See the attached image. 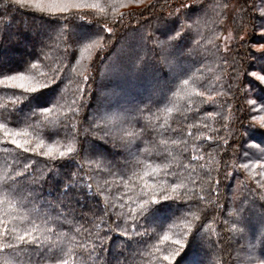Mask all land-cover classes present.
Segmentation results:
<instances>
[{"label":"trees","instance_id":"obj_1","mask_svg":"<svg viewBox=\"0 0 264 264\" xmlns=\"http://www.w3.org/2000/svg\"><path fill=\"white\" fill-rule=\"evenodd\" d=\"M139 1L78 0L55 15L0 7V264H167L171 241L199 224L204 247L186 248L178 264L264 258V85L245 74L264 67V0ZM173 29L183 38L169 41ZM20 75L58 87L26 103L21 81L6 80ZM101 95L114 108L96 110ZM46 101L50 112L32 108ZM78 132L80 155L60 158ZM161 186L181 199L138 216L143 193Z\"/></svg>","mask_w":264,"mask_h":264},{"label":"snow or ice","instance_id":"obj_2","mask_svg":"<svg viewBox=\"0 0 264 264\" xmlns=\"http://www.w3.org/2000/svg\"><path fill=\"white\" fill-rule=\"evenodd\" d=\"M9 5H14L17 8H29L30 7V8H34L40 12L51 14V15H55L57 13L68 14V13H70L71 9L82 7L81 4L74 3L73 0H51V2H49L47 4L40 3L39 0H4V5H2L0 7H4L5 9H7V7ZM262 15H264V14H262ZM79 18L82 20L83 15H81ZM65 23H67V20L65 21ZM260 27L262 29H264V24H261ZM62 31H65V30L62 29ZM105 31H110V29H105ZM173 31L176 32V35L175 36L169 35V41L176 40L177 38H179V39L183 38V35L178 30L173 29ZM260 37H261V39H264V31H261ZM229 38H231V37H229ZM82 39H88V37H83ZM149 39H151V37H149ZM169 41H165V42L157 41L156 46L161 47L163 43H167ZM94 43L98 44V42H94ZM257 51L264 54V44H261L260 47L257 49ZM237 71L239 72V70H237ZM245 74L255 78V80L259 81L260 84L264 85V67H261L259 69V72H256V71L245 72ZM87 79H88V77H85L86 81H87ZM237 79H238V76H237ZM6 80H8V81H21V83L15 85V86L23 89V93L21 95L23 96V99L26 103H32L34 101H37L40 98V96L42 95L44 89H50L53 85L58 87V84H57L55 77H53L49 82H46V83H40L39 81L32 80L31 78H26L25 76H22V75H20V76H6ZM26 80L28 82L24 83V81H26ZM184 83L187 84L188 81L185 80ZM48 103H50V101H46L43 104H34V106L32 108L33 109L41 108V109H43L44 112H50L51 109L46 107V105ZM32 115L33 116L36 115V112L34 110L32 112ZM3 127H4V125H0V128H3ZM262 127H264V121H262ZM173 131H175V130H173ZM88 132H89V129H84V135L85 136L88 134ZM59 134H60V129L57 127H54L49 132V138L51 139L52 136H56ZM5 135L10 136V137H14L15 135H19V133H12L10 131H6ZM25 135H26V133H25ZM189 135H192V133L189 132ZM78 136H79V132L73 137V142L67 146L66 151H59L58 152V155L60 158H62V159L66 158L67 161H71V160H74L76 156L80 155V152L83 149H82V147L81 148L77 147ZM11 143L14 144L18 149H22L24 152H28L30 150L29 147L26 146L28 143L27 141H25L24 143H20L15 138H12ZM185 143H186V141H185ZM42 146H43L42 142L40 145H37L38 148H40ZM185 151H186V149H185ZM260 151H261V154L264 155V148L260 149ZM55 152H56V150H54L52 147H48L47 151L43 152L42 154L49 157L52 160H55L56 159ZM83 166H84L83 163H81L80 167L82 168ZM245 167H247V165H245ZM28 169H29V165L25 164L24 165L25 173L28 175H31V173L28 171ZM17 175H20V174H17ZM76 175L77 174H73V179L69 180V182L64 186V189H63L64 194H67V191L71 187L74 186ZM8 179H13V182H15L14 178H12V177H8ZM33 183H35V181H33ZM89 187H91V185H89ZM145 187H147V186H145ZM178 187H180V185L173 184L172 185V193H176V190ZM143 194L146 198L143 200V203L140 206V209L136 214L140 217H143L144 219H148L149 217L156 218L159 215H161L163 207H164V203H162V201H172L175 199H181L180 194L177 193L175 196H173L166 189H164L163 186L160 187L158 194L155 192L149 193L147 191H145ZM202 198L203 197H201V199ZM61 204H62V202H61ZM133 211L135 212L136 210L133 209ZM173 215H175V213H173ZM229 215H232V213H229ZM94 216H95V214H93V217ZM66 219H67V217L64 215V213H59L57 215V217L55 218L54 222H56L58 224V226H61ZM193 219L199 220L200 217L193 214ZM202 227H203V224H199L196 226L195 229H193L192 226L189 225L188 231L182 235V238L173 239L171 241V245L173 247L171 248V250L168 252L167 255H164L162 257L163 260L167 261V264H178L177 258L181 256V253H183L186 248H191L193 246H199V247L203 248L204 247V241L202 239L201 232H200ZM80 230H84V229L83 228L78 229V231H80ZM49 231H51V229H49ZM133 231L135 232V230H133ZM88 232L90 235L91 230L89 229ZM125 234H126V230H125ZM96 239L98 241H101V243L99 244L98 247L100 249H102L104 247V245L102 243L103 237H101L99 234H97ZM19 240L24 241L25 237L20 236ZM162 240L163 241L169 240V237L167 236V234H165L162 237ZM128 242H131V238H129V240L125 241V243H128ZM28 243L29 244H38L39 241L34 238L32 241H29ZM93 244H94V247H96L95 242H93ZM261 244L264 245V232L261 233ZM250 247L254 248L255 246L251 245ZM63 264H67V262L64 261ZM117 264H120V262L117 261ZM244 264H264V258L257 257L253 253H250L247 256V259L244 262Z\"/></svg>","mask_w":264,"mask_h":264},{"label":"rangeland","instance_id":"obj_3","mask_svg":"<svg viewBox=\"0 0 264 264\" xmlns=\"http://www.w3.org/2000/svg\"><path fill=\"white\" fill-rule=\"evenodd\" d=\"M76 1H78V0H73L74 3ZM140 1H143V0H140ZM39 2L43 3V4H47V3L51 2V0H39ZM134 4H136V3H134ZM134 4H132V5H134ZM132 5H130V6H132ZM108 75L109 74H106V76L104 75L105 78L102 80L101 87H107L108 86V81H109V76ZM172 75H173V73L170 72V75L168 76L169 80L172 79V77H173ZM155 98H158V97H155ZM114 101L115 100L112 99L111 97H108L106 95H101L100 97H98V101H97V105H96L95 109L96 110H105L106 108H110L112 106L114 108V106H115L114 105ZM256 119H257L256 122L260 123L261 126H262V121H264V116L263 115L258 116V117H256ZM251 217L252 218L250 220L248 219L247 221H250L251 224H252V220H255V217L254 216H251ZM256 229H257L256 225H252L251 228H249V230H248L249 236L255 238L256 235H254L255 234L254 232H255ZM262 252L264 254V249H263Z\"/></svg>","mask_w":264,"mask_h":264}]
</instances>
